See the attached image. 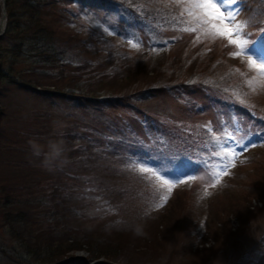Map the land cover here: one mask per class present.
Wrapping results in <instances>:
<instances>
[{"label": "rangeland", "instance_id": "rangeland-1", "mask_svg": "<svg viewBox=\"0 0 264 264\" xmlns=\"http://www.w3.org/2000/svg\"><path fill=\"white\" fill-rule=\"evenodd\" d=\"M155 3L159 4L157 8ZM256 5L262 8L259 2ZM235 6L232 7L235 9ZM62 7L63 35L74 40L77 46L73 59L90 68L91 80L96 86L89 84L91 80L81 79L86 72L78 76L76 63L69 65V75L76 77L82 89L101 88L97 96L108 94L112 96L110 103L114 104L99 111L95 110V104L89 105V101L84 104L77 95V101L46 98L12 86L8 81L0 86V109L9 106L10 117L20 113L22 121L39 132L27 138L24 144L16 140L17 135L5 131L6 136H1L6 145L2 151L6 162L0 161L2 172L5 170L14 178L30 180L34 191L47 189L46 194H54L58 188L65 193L63 187L68 185L76 189L74 195L81 193L79 213L71 207L76 215L67 222L59 217L58 225L51 226L52 232L57 233L53 238H41V243L53 240L59 248L66 244L58 242L60 235H70L83 243L84 249L76 250L64 264H118L104 257L92 259L88 250L95 241L101 250L108 244H115L113 230L116 229L130 233V239L141 243L150 238V249L156 250L153 264H179L182 258L188 261L181 264H264V82L256 70L249 67L247 57L230 55L237 49L226 40H214L200 29L186 31L196 27L187 13V0L180 3L144 0V7L150 14L153 10V18L147 15L154 20L149 25L140 20L141 8L135 12L111 0L73 1ZM240 11L236 10L235 22L243 28L250 27L238 15ZM6 14L7 29V5ZM256 33L255 28H248L244 36L252 43ZM4 44L9 45L8 42ZM133 44L139 46L133 47ZM210 47L217 50L215 62L212 59L208 62L207 56H201L202 49L207 52ZM263 51L264 40L260 37L248 48L253 56ZM7 56L4 65L8 69L9 52ZM117 57L118 64L136 59L146 64L136 65L134 70L127 67V74L102 86L101 77L118 70L111 66ZM260 60L264 61V54ZM191 61L194 63L186 65ZM182 72L188 73L184 78L192 74L196 79L207 72L218 78L233 72L235 79L226 81L232 85L228 92L196 88L188 93H160L155 89L156 96L148 92L145 96L136 93L135 104L151 109L160 126H151L152 119L148 120L145 112L139 113L137 109L128 108V102L119 101L127 99L120 98L119 92L127 94L132 87L136 90L141 86L156 88L158 83L171 82ZM88 97L91 98V94ZM192 108L196 110L194 113ZM249 111L259 118H251ZM36 113L42 115L41 119H34ZM75 129H79L78 141L70 140ZM20 133L25 137L23 130ZM83 137L91 148L79 150L80 153L76 151L83 155L74 158L72 149ZM53 139L66 144L64 162L49 171L41 166V158L31 152V157L26 159L33 161V165L30 169L28 165L21 169L24 177H19L11 162L18 157L23 160L22 150L28 146L32 150V141L46 146ZM224 144L227 147L223 151L236 149L238 155L234 158L235 167H229L227 174L221 175L220 182L216 183L215 165H223L226 161L215 152L221 151L220 145ZM241 144L246 146L244 150L240 149ZM127 154L134 156L127 159ZM177 159L182 166L174 170L170 162ZM140 162L167 169L173 179L180 176L186 183H177L168 200L163 202L161 197L167 194L166 189L159 187L155 177L150 173H132L130 166H145ZM193 173L195 179H189V174ZM76 174L85 176L76 181ZM65 189L71 194L68 191L71 187ZM37 206L41 205L35 204ZM53 208L54 203H50L46 210ZM43 218L48 219L45 215ZM189 225L194 229V238L192 231H188ZM20 226L22 234L34 239L28 229L32 226L30 222ZM137 227L142 229L143 235L135 234ZM32 230L35 234L38 226ZM39 233L46 234L47 229ZM110 239L115 241L111 243ZM175 243L181 244V249H176ZM16 248L21 249L7 228L0 224V264H24L14 252ZM27 260L28 264H36Z\"/></svg>", "mask_w": 264, "mask_h": 264}, {"label": "trees", "instance_id": "trees-1", "mask_svg": "<svg viewBox=\"0 0 264 264\" xmlns=\"http://www.w3.org/2000/svg\"><path fill=\"white\" fill-rule=\"evenodd\" d=\"M77 1V0H7V12L9 15V22L7 24V29L5 34L0 39V86L5 85L6 81L12 86H16L22 90L34 92L38 95L46 98H70L74 99V101L79 100L76 98L79 96L83 98V103H87L88 101L91 103L89 105H94L95 110L101 111L106 107H112V103L110 100L112 96L106 94H100L97 96V91L100 89H82L78 83H76V77L69 75L68 67L69 65H73L76 63L78 68L77 71L78 76H82L85 73V76H82V80L86 82L91 80V72L90 68L81 66L82 62L79 60H74V51L77 46L74 44V40L70 37L65 38L63 35L64 28V17L62 16L64 8L62 6H66L69 3ZM95 1V0H88ZM103 1V0H96ZM117 3H120L124 6L129 7L132 11H137L141 8L143 11L144 0H111ZM155 8L159 6L158 3L153 4ZM166 13V12H165ZM0 15H1V1H0ZM4 42H8L9 45H5ZM215 48H208L207 52L202 49L201 56H207L208 62H213L217 59V50L213 51ZM9 52V64L8 69L5 68L4 61L7 60V54ZM215 52V53H214ZM210 55V57L208 56ZM200 56V57H201ZM117 58L113 60L111 66L113 69H118L115 73L104 75L101 77L102 86L103 83H110L116 80L120 75H125L128 73L126 71L127 67H130L132 70L136 69L134 66L145 65V62L141 60H134L130 63H117ZM170 60V58H169ZM192 62H187L186 65L193 64ZM130 70V69H129ZM88 71V72H87ZM181 72V70H180ZM233 72L227 73L221 78L214 77L215 74L205 73L203 77L196 79L197 76L189 75L184 78L188 73L182 72L180 73V77L175 80L168 82L164 81L158 83L156 88H145V86L132 87L133 90L130 93L124 94V92H119L118 95L121 99L119 101L128 102L127 107L132 110L137 109L139 113H146L149 119H152L149 122L152 125H160L157 118L152 116L151 109L146 110L144 108H140L137 104H135L136 98L135 94H142L141 96H145L146 92H148L151 96L158 95L157 92H153V90L157 89L160 93H165L168 91H176V92H186L189 90L196 88H205L209 90H224L228 92L232 85L226 84V81L230 79H235L233 77ZM195 78V79H194ZM89 84L94 86L95 83L91 80ZM78 82V81H77ZM155 83V82H154ZM157 83V82H156ZM96 86V85H95ZM101 86V87H102ZM38 88L40 90H38ZM151 91V93H150ZM91 94V98L88 97ZM77 95V96H76ZM97 96V97H96ZM131 107H130V106ZM136 111V110H135ZM160 113L162 110H158ZM20 113L16 115L12 114L13 117L9 116V106H4L0 109V161L6 162L3 155V147L6 145L4 143V139L1 136H6L5 131H10L12 134L17 135L16 140L22 141L24 144H27V138L30 139L33 134L39 135V132L32 130L29 128L28 124L22 121V118L18 116ZM151 115V116H150ZM41 114L36 113L34 119H41ZM10 117V118H9ZM18 117V118H14ZM24 119V118H23ZM4 120V122H2ZM25 120V119H24ZM13 121V122H12ZM80 129V128H79ZM78 130H73L72 136L70 140L78 141ZM23 130L25 132V137L22 136L20 131ZM41 136H38L40 138ZM85 137L81 138L75 149H72L74 158H77L81 155L79 150H83L84 148H91L86 141ZM64 145H66L64 143ZM4 148V149H5ZM5 151V150H4ZM23 152V160L14 159L11 164L16 166V169L19 173V177H24V174L21 172V169H24L29 166L27 169H30L33 164V161L26 159L27 157H31L32 150L30 147H26ZM77 151V152H76ZM5 153V152H4ZM12 159V158H11ZM91 161V160H90ZM0 163V221L1 227H6L13 241L22 249L16 248L14 252L18 258L24 261V264H28V260L30 262H34L36 264H64L65 260L69 258L71 254H74L76 250L84 249L83 243L78 240H73L71 236H62L61 239H57L60 244H63L62 247H55V244L52 242L41 243L40 239L43 237L51 238L54 237L57 231L52 232V225H58V218L62 221L69 220L73 218L76 214L71 207H74L75 210L79 213V207L81 205L80 195H74L76 189L73 186H65L63 187V191L56 188L54 194H46L47 189H41L38 191H34L32 189L33 185L31 181L22 178H14L12 175L4 170L2 172ZM26 164V165H22ZM80 167V166H79ZM132 173H136L134 171V167H132ZM28 175V174H27ZM32 177L31 174L28 175ZM82 174H76V181H80ZM85 176V175H84ZM83 176V177H84ZM100 178V177H99ZM18 179V181H15ZM35 180L34 177L31 178ZM19 182V183H17ZM39 183V182H37ZM26 185V186H25ZM71 190V194H67L68 188ZM27 188V189H26ZM64 193V194H63ZM40 194V195H37ZM50 203H54V208L52 211H47L46 207ZM35 204H40L41 206L35 207ZM43 205V206H42ZM39 210V211H38ZM48 212V213H47ZM51 212V214H49ZM47 216L48 219L43 218ZM27 222H30L32 226L28 227L29 232L34 235V239L30 238V236L21 233V225H25ZM190 223V222H188ZM15 224L19 225L18 227ZM167 223L165 224L166 227ZM191 225V223H190ZM190 229L191 236L194 238V229L192 227ZM38 226L36 233L32 230L34 227ZM41 228V230H40ZM167 228V227H166ZM47 229V233H39ZM113 230V237L116 238L117 242L115 244H108L102 252L101 249L97 248V242L91 244L88 247L90 250L91 258L97 259L100 257H104L105 259L118 263V264H151L152 257L156 251L150 249L151 243L150 238H147L144 243L135 241L130 239V233H125L122 230ZM184 230V229H183ZM129 232V231H127ZM59 233V232H58ZM125 237V238H124ZM111 240V239H110ZM114 242L115 240H111ZM126 241V242H123ZM176 244V243H175ZM174 244V245H175ZM149 247V249L147 248ZM63 248V249H60ZM176 249H181V244H176ZM148 249V250H146ZM101 250V251H102ZM16 262V259H14ZM188 261L185 258L180 259L179 264L182 262ZM153 264V263H152Z\"/></svg>", "mask_w": 264, "mask_h": 264}, {"label": "snow or ice", "instance_id": "snow-or-ice-1", "mask_svg": "<svg viewBox=\"0 0 264 264\" xmlns=\"http://www.w3.org/2000/svg\"><path fill=\"white\" fill-rule=\"evenodd\" d=\"M180 3L181 0H176ZM240 0H187V13L196 24V27L191 29H185L186 31H196L200 29L205 36L212 39L226 40L228 44L236 47V51L231 52L232 56H246L248 59L249 67L256 70L258 76L264 78V61L259 60L248 52V48L252 43H249V38H245L242 34L243 25L236 23V10L233 5L239 6ZM264 35L262 33L260 36ZM259 36V37H260ZM133 47H138V44H133ZM251 83V81H250ZM227 147L226 144L220 145L221 151H216L215 155L221 157L226 161L223 165H215L217 171L213 173L216 177V183H219V177L227 174L229 167H235V157L238 155L236 149L231 151H223ZM246 146L241 144L240 149H245ZM145 166H137L134 171L145 174L150 173L151 177H155V180L161 189H166L165 195L161 197L163 202L168 200V196L172 193V190L176 187L177 183H186L182 177L178 176L177 179H173L169 174V170L155 167V165L147 164V162H140ZM174 170L181 168L180 160L177 159L173 162ZM223 168V171L219 169ZM196 174H189V179H195ZM167 177V178H165ZM162 206V205H161Z\"/></svg>", "mask_w": 264, "mask_h": 264}, {"label": "clouds", "instance_id": "clouds-1", "mask_svg": "<svg viewBox=\"0 0 264 264\" xmlns=\"http://www.w3.org/2000/svg\"><path fill=\"white\" fill-rule=\"evenodd\" d=\"M33 155L41 158V166L52 171L66 159V147L63 140H49L47 145H41L36 141L31 142ZM136 235H143L141 228L134 229Z\"/></svg>", "mask_w": 264, "mask_h": 264}, {"label": "water", "instance_id": "water-1", "mask_svg": "<svg viewBox=\"0 0 264 264\" xmlns=\"http://www.w3.org/2000/svg\"><path fill=\"white\" fill-rule=\"evenodd\" d=\"M2 1V9H3V13H2V17H1V21H0V37L2 36V34L5 31L6 28V8H5V3L6 0H1Z\"/></svg>", "mask_w": 264, "mask_h": 264}]
</instances>
